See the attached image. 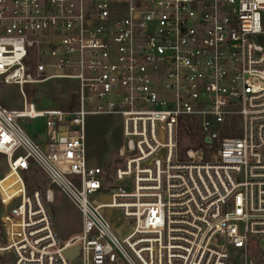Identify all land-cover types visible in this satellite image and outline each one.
Here are the masks:
<instances>
[{"label": "built area", "instance_id": "obj_1", "mask_svg": "<svg viewBox=\"0 0 264 264\" xmlns=\"http://www.w3.org/2000/svg\"><path fill=\"white\" fill-rule=\"evenodd\" d=\"M0 78L24 97L0 103L19 185L9 200L0 188V264H71L76 245L80 264H264V0H0ZM61 78L77 84L74 110L28 100L26 85ZM89 114L123 120L116 185L88 165ZM35 119L44 144L22 125ZM194 119L213 160L180 151ZM33 167L49 186L30 193ZM55 186L82 213L65 243Z\"/></svg>", "mask_w": 264, "mask_h": 264}, {"label": "rangeland", "instance_id": "obj_2", "mask_svg": "<svg viewBox=\"0 0 264 264\" xmlns=\"http://www.w3.org/2000/svg\"><path fill=\"white\" fill-rule=\"evenodd\" d=\"M77 87L75 81L68 78L54 79L44 84L26 85L25 91L28 100L36 103L40 109L54 108L74 110L77 107L76 98L72 97ZM8 96H1V93ZM0 103L8 108H22L24 97L19 86L5 84L0 78ZM23 127L39 144H44L46 136L43 129V120H23ZM123 142V120L118 116L105 114H89L86 117V150L87 162L90 166H101L105 169V184L116 185L114 171L121 163L117 158L118 146ZM180 151L193 149L203 153V160L215 158L216 147L206 146L202 141V133L198 120H186L183 123L179 136ZM0 173L5 177L0 179V188L9 200L18 192L17 180L9 170L6 158L0 155ZM26 182L29 192L35 189H45L49 186L48 176L38 167L26 172ZM55 200L49 203L53 225L61 243L67 242L73 235L81 232L82 213L76 204L57 186L54 187ZM112 220L120 224L125 222L120 209L107 210ZM127 230V227H124ZM4 264V263H2ZM71 264H80L79 257L72 260Z\"/></svg>", "mask_w": 264, "mask_h": 264}, {"label": "water", "instance_id": "obj_3", "mask_svg": "<svg viewBox=\"0 0 264 264\" xmlns=\"http://www.w3.org/2000/svg\"><path fill=\"white\" fill-rule=\"evenodd\" d=\"M103 200H104V202L110 201L111 200L110 195L103 196ZM64 252H65V254L69 260H73L74 258H76V256L79 253V245H76V246H73L70 248H66Z\"/></svg>", "mask_w": 264, "mask_h": 264}, {"label": "trees", "instance_id": "obj_4", "mask_svg": "<svg viewBox=\"0 0 264 264\" xmlns=\"http://www.w3.org/2000/svg\"><path fill=\"white\" fill-rule=\"evenodd\" d=\"M73 88H74V90H77L76 86H74ZM7 94L8 93L4 92V93H1V96H3V98H4L5 96H8ZM72 97L76 98V100H77V93L75 92Z\"/></svg>", "mask_w": 264, "mask_h": 264}, {"label": "crops", "instance_id": "obj_5", "mask_svg": "<svg viewBox=\"0 0 264 264\" xmlns=\"http://www.w3.org/2000/svg\"><path fill=\"white\" fill-rule=\"evenodd\" d=\"M45 140H46V139H45ZM53 202H54V201H53ZM75 236H76V235H73L70 239L74 238ZM70 239H69V240H70Z\"/></svg>", "mask_w": 264, "mask_h": 264}, {"label": "bare ground", "instance_id": "obj_6", "mask_svg": "<svg viewBox=\"0 0 264 264\" xmlns=\"http://www.w3.org/2000/svg\"><path fill=\"white\" fill-rule=\"evenodd\" d=\"M9 167V166H8ZM10 170V169H9ZM18 191H19V186L17 187Z\"/></svg>", "mask_w": 264, "mask_h": 264}]
</instances>
